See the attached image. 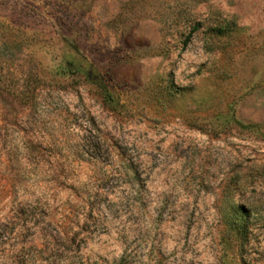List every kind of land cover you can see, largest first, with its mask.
<instances>
[{"label":"rangeland","instance_id":"1","mask_svg":"<svg viewBox=\"0 0 264 264\" xmlns=\"http://www.w3.org/2000/svg\"><path fill=\"white\" fill-rule=\"evenodd\" d=\"M27 80L0 264H264V0H0V82Z\"/></svg>","mask_w":264,"mask_h":264},{"label":"trees","instance_id":"2","mask_svg":"<svg viewBox=\"0 0 264 264\" xmlns=\"http://www.w3.org/2000/svg\"><path fill=\"white\" fill-rule=\"evenodd\" d=\"M73 64H69L68 68L65 69V72L76 73L81 72L84 68L83 65L73 68ZM86 76H90V70L84 72ZM30 80V79H28ZM27 80L26 87L23 85L18 86H5L0 82V94H6L8 97H12L21 104H29L30 102H35L38 98L37 87H30V81ZM98 85L103 91H107L105 84L99 81Z\"/></svg>","mask_w":264,"mask_h":264}]
</instances>
